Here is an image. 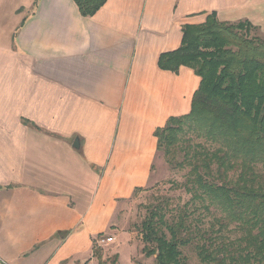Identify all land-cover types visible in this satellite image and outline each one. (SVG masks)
<instances>
[{"label":"crops","instance_id":"crops-1","mask_svg":"<svg viewBox=\"0 0 264 264\" xmlns=\"http://www.w3.org/2000/svg\"><path fill=\"white\" fill-rule=\"evenodd\" d=\"M212 14L264 35V0H0V264H101L94 241L200 86L160 58Z\"/></svg>","mask_w":264,"mask_h":264},{"label":"trees","instance_id":"trees-1","mask_svg":"<svg viewBox=\"0 0 264 264\" xmlns=\"http://www.w3.org/2000/svg\"><path fill=\"white\" fill-rule=\"evenodd\" d=\"M106 1L75 0L83 16ZM244 28L256 30L212 14L186 26L182 47L160 58L161 68H190L201 82L190 113L155 133L168 163L188 170L181 187L190 195L183 206L147 210L139 235L157 264H189L186 250L200 264H264V39H250ZM104 237L94 241L98 259Z\"/></svg>","mask_w":264,"mask_h":264},{"label":"rangeland","instance_id":"rangeland-1","mask_svg":"<svg viewBox=\"0 0 264 264\" xmlns=\"http://www.w3.org/2000/svg\"><path fill=\"white\" fill-rule=\"evenodd\" d=\"M243 33L250 39L255 37L264 39V35L258 28L256 30L244 28ZM176 156L178 162L182 161V154ZM187 173V169H179L174 165H170L164 152L160 151L157 154L150 185L136 192L132 199L125 202L121 207L117 224L104 237H112L114 242L100 246L99 240L97 241L96 248L103 251L101 264H157L155 257L147 258L145 256L139 228L152 204L165 205L168 202L171 207L183 206L190 200V195L181 187L186 181ZM114 230L117 231L114 232ZM185 255L189 260V264H200L192 250H186Z\"/></svg>","mask_w":264,"mask_h":264},{"label":"built area","instance_id":"built-area-1","mask_svg":"<svg viewBox=\"0 0 264 264\" xmlns=\"http://www.w3.org/2000/svg\"><path fill=\"white\" fill-rule=\"evenodd\" d=\"M99 245H109L110 243L114 242V238L110 237V238H101L99 241Z\"/></svg>","mask_w":264,"mask_h":264}]
</instances>
